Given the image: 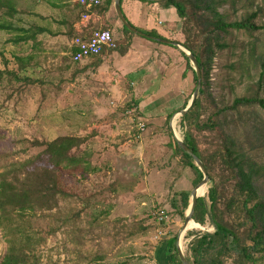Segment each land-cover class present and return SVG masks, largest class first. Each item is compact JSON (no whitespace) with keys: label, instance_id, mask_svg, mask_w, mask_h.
Instances as JSON below:
<instances>
[{"label":"rangeland","instance_id":"obj_1","mask_svg":"<svg viewBox=\"0 0 264 264\" xmlns=\"http://www.w3.org/2000/svg\"><path fill=\"white\" fill-rule=\"evenodd\" d=\"M19 1L22 6L30 3ZM154 1L147 2L149 31L131 18L126 0L121 9L137 31L153 32L182 47L191 44L204 62L200 126L183 125L179 115L196 87L191 62L173 45L123 30L114 4L103 17L113 21L106 28L115 48L80 63L69 56L71 26L64 28L63 37L45 42L40 52L31 44L9 43L14 32H0V70L6 71L8 64L12 69L0 79V172L35 157L46 142L61 137L76 141L68 152L76 162L66 161L67 168L55 172L63 192L58 204L48 211L16 214L9 234L0 225V264L10 240H30L38 264H158V249L175 234L179 239L184 220L174 207L181 205L180 193L191 196L199 184L174 149L171 120L183 142L185 135L192 137L204 167H209L200 197L217 186L218 219L241 223L237 230L242 240L255 232L245 217L226 210L236 176L219 154L224 157L230 146L232 156L244 154L264 167V108L256 103L233 106L237 98H264V84L258 87L264 71V29L223 31L213 23L218 13L226 22L256 13L253 23L264 26V0H177L186 9L183 19L173 7ZM68 15L76 17L77 9L70 7ZM13 23L15 28L32 26L25 17H15ZM209 120L212 129L206 127ZM253 181L257 200L264 202V171ZM206 232H214L208 223L185 230V258L189 242ZM239 256L227 255L225 264H236ZM254 258L264 264V253Z\"/></svg>","mask_w":264,"mask_h":264},{"label":"trees","instance_id":"obj_2","mask_svg":"<svg viewBox=\"0 0 264 264\" xmlns=\"http://www.w3.org/2000/svg\"><path fill=\"white\" fill-rule=\"evenodd\" d=\"M122 1L123 0H121V4ZM140 1L155 2L152 0ZM16 3L17 0H0V32L7 34L14 32L15 36L9 43L12 41L13 44L17 45L31 44L30 47H38L35 51L40 52L42 43L37 41L39 28L35 27L33 24L28 27H14L13 18L14 20L15 17L19 19L18 13H21L16 9ZM158 3L166 8L173 7L179 18L183 19L185 17L186 9L181 1L164 0ZM76 4H78L77 0ZM112 4H114V0H103V3L96 9L101 12H106L111 8ZM207 7H210V5ZM216 15L217 18L214 21L213 26L219 30H245L249 33V31L264 29L263 25L257 26L253 23L254 18L257 17L256 13H253L252 15H248L247 13L242 21L234 22L224 21L222 15L219 13ZM122 28L126 32H130L123 25ZM143 33L146 36L162 38L160 35L153 32ZM146 36H144V38H148ZM70 45L71 44H69V46ZM182 45L196 57L199 68L203 69L205 64L196 54L193 46L186 43ZM114 48L115 45L105 49L100 55L94 57V59L103 56L106 51L113 50ZM73 51L74 49L70 46L69 56ZM181 54L189 62V58L185 54ZM5 56L6 55H3L1 59L4 61V64H8L9 60ZM6 68L7 70H12L9 64ZM7 70L5 71V68L0 70V79L5 74H10ZM193 77L194 81L197 83V77L194 70ZM259 78L260 85L258 87L260 88L261 83L262 85L264 84V71L260 73ZM26 81L30 82L27 78ZM201 93L202 90L199 91V94ZM251 103L259 104V106L264 108V98H259L257 96L237 98L234 100L233 106L237 108L243 105L247 106ZM186 106L187 103L183 109H185ZM171 116L172 114L169 115V119ZM199 119L200 100L197 96L191 109L180 117V121L183 125L200 126L197 121ZM206 127L209 129L213 128L211 120L206 123ZM169 131L171 136H173L174 149L181 154L184 164L196 173V184L200 183L203 179V174L196 166L192 157L184 152L178 145L172 131ZM75 142V139L71 137H61L46 142L43 145L44 149L35 157H30L23 161H16L2 168V171L0 172V225L6 234L11 233L16 214L23 216L26 214H35L38 211H48L52 210L58 204L57 197L63 195V192L57 186L55 172H61L63 171L62 169L67 168L65 165L66 161H68L69 164H71L72 161L76 162L75 159L69 158L70 155L68 154L70 147L76 144ZM184 143L202 161L201 155L190 135L184 136ZM229 144H231V142H229ZM219 152L221 153V151ZM232 154L233 152L230 146L226 149L224 157L219 154L221 160H224L226 167H234L236 176L232 193H230L225 199L226 210L237 216L245 217L244 219L250 223V228L255 230V232L253 234H248V237L242 240L240 239L237 230L241 223H238V225L235 226L232 222L218 219L216 210L217 204L220 201V196L218 187L214 185L208 189V193L205 197L197 198L194 212L192 214V220L194 222L200 225L208 223L214 228V232H206L203 235L195 236L191 242H189V255H186V259L190 264H225L224 258L231 254H238L241 256H239V260L236 259V264H256L257 259L254 258V254L264 253V202L257 200V189L253 181L254 176L259 175L261 170L264 171V167L258 163L245 159L244 154L238 152L233 156ZM205 167L207 168L209 176V167ZM179 203L181 205L174 207L176 208L174 211L179 216L183 217L184 220L186 210L190 204V193L182 191L180 193ZM160 219L163 220L162 217ZM50 233L51 231L49 234ZM29 241L25 244H15L13 240L8 241V248L1 264H38L32 253L31 241ZM176 244V234L164 242L163 251L159 248L156 252V260L158 264H183L179 258Z\"/></svg>","mask_w":264,"mask_h":264},{"label":"crops","instance_id":"obj_3","mask_svg":"<svg viewBox=\"0 0 264 264\" xmlns=\"http://www.w3.org/2000/svg\"><path fill=\"white\" fill-rule=\"evenodd\" d=\"M126 2L131 18L136 22H141L143 29L148 31L153 29L148 23L147 11H150V5L147 6V2L140 0H126ZM70 7L77 9V18L69 17L68 13ZM22 8L23 11H21ZM16 9L21 12L18 13L19 18L25 17L28 22L39 28L37 41L41 42L42 45L45 42L55 41L58 37H63L65 27L71 26L73 36H76L78 34L88 35L95 29H106V26L113 24V21L108 23L103 17L106 13H109L110 9L106 12L94 9L91 12V20L83 22L81 16L85 12V9L76 4V0H30V3L26 4V6H22L20 1L17 0ZM144 15L147 16V19Z\"/></svg>","mask_w":264,"mask_h":264},{"label":"water","instance_id":"obj_4","mask_svg":"<svg viewBox=\"0 0 264 264\" xmlns=\"http://www.w3.org/2000/svg\"><path fill=\"white\" fill-rule=\"evenodd\" d=\"M157 1L161 2V1H164V0H157ZM114 9H115V13H116L119 21L121 22V24L124 27H126L132 33H136V34H139V35H142V36H146L145 34L137 31L126 20L125 16L123 15L122 9H121V0H114ZM146 37H148L149 39H152V40H156L157 42H160V43H163V44H169V45H173L174 47H177L180 51H182L189 58V61L191 62V65L193 66V70L195 71V74H196V77H197V83H196V87H195L194 93H193L190 101L188 102L187 106L185 107V109H183V110H181L179 112V115L182 116V115H184L185 113H187L191 109L192 105L194 104L195 100L197 99L198 93H199V91L201 89V86H202L201 70H200V68L198 66L197 59H196V57L194 55H192L190 53L189 50H187L185 47H182V46L178 45L177 43L171 42V41L166 40V39L155 38V37H152V36H146ZM173 124H174V120H171L170 129H171V131H172V133L174 135V138L176 139L178 145L181 147V149L184 152H186L188 155H190L192 157V159L194 160L196 166L199 168V170L203 174L202 181L191 192V196H190L191 201H190V204H189V206H188V208L186 210L184 222H183L182 228L180 229V234L178 236V238H180V235L185 232L188 223L190 221H192V214L194 212V208H195V205H196L197 198H199L201 196L200 194H198L197 191H198L199 188H202L203 185L208 182L209 177L207 175V171H206L201 159L198 156H196L192 152V150L176 135V133L174 132V130L172 128ZM177 251H178V255H179V258L182 261V263L183 264H190L187 261V259L184 257L183 253H182V250H181L180 245H179V239H177Z\"/></svg>","mask_w":264,"mask_h":264},{"label":"built area","instance_id":"obj_5","mask_svg":"<svg viewBox=\"0 0 264 264\" xmlns=\"http://www.w3.org/2000/svg\"><path fill=\"white\" fill-rule=\"evenodd\" d=\"M77 3L85 9L81 16L83 22L91 20V12L103 3V0H77ZM71 61L80 63L86 59L100 55L105 49L114 46L112 32L109 29H95L88 35H76L71 40Z\"/></svg>","mask_w":264,"mask_h":264},{"label":"bare ground","instance_id":"obj_6","mask_svg":"<svg viewBox=\"0 0 264 264\" xmlns=\"http://www.w3.org/2000/svg\"><path fill=\"white\" fill-rule=\"evenodd\" d=\"M178 116V115H177ZM175 119V118H174ZM177 128V127H176ZM178 129V128H177ZM179 131V130H178ZM181 139V138H180ZM198 194H203L204 193V187H202V188H199L198 189ZM196 227H199V224L198 223H196V222H194L193 220L192 221H190L189 223H188V225H187V228H186V230H190V229H193V228H196ZM203 228V227H202ZM200 229V228H199ZM183 235H184V233H182L181 235H180V238H179V245H180V248L182 249V238H183Z\"/></svg>","mask_w":264,"mask_h":264}]
</instances>
